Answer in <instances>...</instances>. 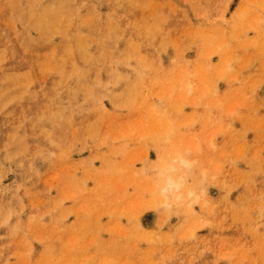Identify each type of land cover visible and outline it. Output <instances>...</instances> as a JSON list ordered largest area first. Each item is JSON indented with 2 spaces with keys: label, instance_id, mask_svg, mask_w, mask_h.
<instances>
[{
  "label": "rangeland",
  "instance_id": "rangeland-1",
  "mask_svg": "<svg viewBox=\"0 0 264 264\" xmlns=\"http://www.w3.org/2000/svg\"><path fill=\"white\" fill-rule=\"evenodd\" d=\"M0 264H264V0H0Z\"/></svg>",
  "mask_w": 264,
  "mask_h": 264
},
{
  "label": "clouds",
  "instance_id": "clouds-1",
  "mask_svg": "<svg viewBox=\"0 0 264 264\" xmlns=\"http://www.w3.org/2000/svg\"><path fill=\"white\" fill-rule=\"evenodd\" d=\"M193 88L191 81L185 82L184 89L189 94ZM170 136V130L165 132L166 142H170ZM199 152V145L174 147L152 165V194L158 207L165 210L190 209L200 201L207 172L197 158Z\"/></svg>",
  "mask_w": 264,
  "mask_h": 264
},
{
  "label": "bare ground",
  "instance_id": "bare-ground-1",
  "mask_svg": "<svg viewBox=\"0 0 264 264\" xmlns=\"http://www.w3.org/2000/svg\"><path fill=\"white\" fill-rule=\"evenodd\" d=\"M203 196V195H202ZM202 198V197H201ZM204 200V199H203ZM156 204V203H155ZM153 205V204H152ZM189 210H191V208L189 209Z\"/></svg>",
  "mask_w": 264,
  "mask_h": 264
}]
</instances>
